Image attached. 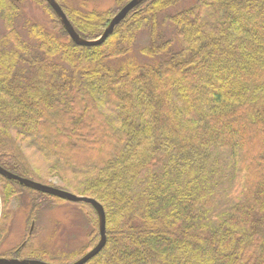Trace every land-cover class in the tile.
Returning <instances> with one entry per match:
<instances>
[{
    "label": "trees",
    "instance_id": "obj_1",
    "mask_svg": "<svg viewBox=\"0 0 264 264\" xmlns=\"http://www.w3.org/2000/svg\"><path fill=\"white\" fill-rule=\"evenodd\" d=\"M55 1L90 41L130 0L113 14ZM183 1L145 0L84 47L60 22H24V38L17 0H0V166L40 182L32 148L59 189L102 205L106 243L85 264H264V0L171 11ZM25 192L44 195L0 175V242ZM80 204L97 229L68 264L99 240Z\"/></svg>",
    "mask_w": 264,
    "mask_h": 264
},
{
    "label": "rangeland",
    "instance_id": "obj_2",
    "mask_svg": "<svg viewBox=\"0 0 264 264\" xmlns=\"http://www.w3.org/2000/svg\"><path fill=\"white\" fill-rule=\"evenodd\" d=\"M124 1L60 0V4L73 6L83 11L97 13L109 11L113 14L121 7ZM194 1L184 0L171 11L185 8ZM17 2L20 13L17 18L19 31H22L21 28L24 22L37 23L50 31L58 30L57 24L60 21L50 13L51 11L47 9V4L44 1L40 4L34 0H17ZM58 25L60 27V24ZM3 31L0 22L1 35ZM21 35H24V38L27 37L25 31H22ZM145 41V34L139 36L135 42L136 49L143 46ZM134 52V59L142 61V58ZM24 152L35 169L34 171H36L35 175L41 180V184L58 188L61 180L51 177L47 168L49 163L41 154L32 148H27ZM11 157L14 158L12 155ZM78 204L80 203H70L45 194L23 193L18 201L13 200L8 207L9 209L11 208L12 221L7 236L0 242V258H9L8 253L10 250L22 247L27 242L28 249L16 259H41L48 264H68L67 256L87 248L90 245V235L97 229L93 212L89 208L82 207L81 209ZM33 209L37 210L36 213Z\"/></svg>",
    "mask_w": 264,
    "mask_h": 264
},
{
    "label": "water",
    "instance_id": "obj_3",
    "mask_svg": "<svg viewBox=\"0 0 264 264\" xmlns=\"http://www.w3.org/2000/svg\"><path fill=\"white\" fill-rule=\"evenodd\" d=\"M145 0H130L128 3H126L111 19L106 29L103 31L102 35L95 39V40H84L77 35V33L74 31L73 27L71 26L70 22L68 21L66 15L64 14L61 7L58 5V3L55 0H46V3L49 5L51 10L54 12L56 17L59 19L61 26L67 33L68 37L71 39V41L78 45V46H84V47H92V46H98L101 45L109 35L112 34L114 28L126 17V15L133 10L136 6H138L141 2ZM0 175L4 177L7 180L14 181L26 188L32 189L34 191L58 198L63 201H67L70 203H82L90 205L96 212L97 218H98V234H99V240L97 244L89 250L86 254H84L81 258L76 260L75 262L71 264H85L89 260H91L93 257H95L105 246L106 243V232H105V212L102 207V205L97 202L96 200L85 197V196H78L73 193L64 191L62 189L41 184L35 181H32L27 178H23L20 176H17L4 168L0 166ZM0 264H48L43 261L39 260H21V259H15V258H0Z\"/></svg>",
    "mask_w": 264,
    "mask_h": 264
}]
</instances>
